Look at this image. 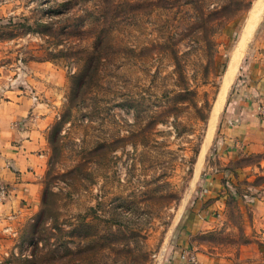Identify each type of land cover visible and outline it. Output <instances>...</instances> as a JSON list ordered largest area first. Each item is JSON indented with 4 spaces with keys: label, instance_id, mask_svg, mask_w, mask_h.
I'll return each instance as SVG.
<instances>
[{
    "label": "rangeland",
    "instance_id": "obj_1",
    "mask_svg": "<svg viewBox=\"0 0 264 264\" xmlns=\"http://www.w3.org/2000/svg\"><path fill=\"white\" fill-rule=\"evenodd\" d=\"M257 1L0 0V264H264V134L230 138L264 71V6L239 47Z\"/></svg>",
    "mask_w": 264,
    "mask_h": 264
},
{
    "label": "crops",
    "instance_id": "obj_2",
    "mask_svg": "<svg viewBox=\"0 0 264 264\" xmlns=\"http://www.w3.org/2000/svg\"><path fill=\"white\" fill-rule=\"evenodd\" d=\"M264 54V52H263ZM264 59V57H262ZM248 81H249V84H250V87H256V90H255V95L256 97L261 98V93H262V90H261V86L264 84V71L259 74V76L257 77H253V76H250L248 78ZM248 86H246L247 90L250 88ZM250 90V89H249ZM246 92V91H245ZM245 95H249V101H246L245 103H247L248 105V109H249V112H242L241 113V118H240V122L237 123V124H233L230 128V130H232V135H231V140L233 141L234 138L236 137H252L253 135L255 136H259V134H264V120L263 118H261L259 115H257L256 113H254L255 111V108L259 105V100L258 98H255L253 96V92H246ZM254 99V100H252ZM253 109V112L251 111ZM245 114L249 115L250 117H247ZM252 115V116H251ZM245 117L248 119L249 118V121L245 120ZM263 135H260V137H262ZM230 140V139H229ZM230 140V141H231ZM229 144H232L231 142H229ZM23 146H25V148H23ZM21 152H19L20 154L22 152L26 153V154H29L31 155V152H29V139L28 138H25V140L23 141L22 145H21ZM31 157H29V160L27 162H24L22 163L21 166L24 167V169H26V173L25 175L22 177L23 178V183L26 184V187H25V194L24 195H28L29 193H32L34 188H36V183L32 180V178H30V173H31V170H29L30 168H28L29 166H31ZM18 193H22V191L20 189H18ZM10 200L6 201V204H10ZM186 246V245H184ZM193 248V247H192ZM196 252V251H195ZM196 255H197V252H196ZM197 258H198V255H197Z\"/></svg>",
    "mask_w": 264,
    "mask_h": 264
},
{
    "label": "bare ground",
    "instance_id": "obj_3",
    "mask_svg": "<svg viewBox=\"0 0 264 264\" xmlns=\"http://www.w3.org/2000/svg\"><path fill=\"white\" fill-rule=\"evenodd\" d=\"M263 6H264V0H258L257 3L252 6V8H251L252 12H251V14H249V17H248L249 19L246 20L244 27H243L244 31H243V36L240 39L241 41L239 43V47L243 46V44L246 40L245 37L252 30ZM239 52L241 53V51H236L232 55V58H231L230 64H229V68H228V73L225 75V81L226 82H230L232 79L233 72L236 69L238 55H240ZM224 91H225V89L222 87L220 95H219L218 99H216L217 101L215 103V109L219 106L220 102L222 101L223 96H224Z\"/></svg>",
    "mask_w": 264,
    "mask_h": 264
},
{
    "label": "trees",
    "instance_id": "obj_4",
    "mask_svg": "<svg viewBox=\"0 0 264 264\" xmlns=\"http://www.w3.org/2000/svg\"><path fill=\"white\" fill-rule=\"evenodd\" d=\"M55 5L57 6V8L53 10L54 13L58 14V13H62L64 11V10H60V8H58V6L59 5H62V3L55 2ZM65 10H66L65 12H68L69 11L68 8L65 9ZM51 23L52 22L49 21L48 22V25H51ZM16 25L17 24L12 19H10L9 22H8V24L7 25H4L5 31L4 30L2 31L3 32L2 33L3 35H1V36H3L2 38L9 37L10 36L9 34H11V32H13V30L16 29L15 28ZM48 28H50V29H44V28L43 29H41V28L34 29L33 27H31L30 25L27 24V27L23 31L26 32L27 30L28 31L30 30V31H35V32L40 33V34H47L49 36H53L54 37V33H53L54 31H52L51 27H48ZM90 52H94V51L91 50ZM98 55H99V53H98ZM84 60L87 61L88 59H84ZM99 60H100V58H98L97 64L99 63ZM89 63H91V65H92V60H90ZM97 64H96V67H94V72H92V74H90L89 77H88V78L91 79L89 82H93V80H94V77L93 76H95V74H97ZM86 67H87V65L85 66V69H86ZM87 72H89V69H88V71L86 70V72L84 73V75H86ZM81 82H83V79H81ZM72 101H73V97L69 98V103L72 104V105H74V103Z\"/></svg>",
    "mask_w": 264,
    "mask_h": 264
},
{
    "label": "built area",
    "instance_id": "obj_5",
    "mask_svg": "<svg viewBox=\"0 0 264 264\" xmlns=\"http://www.w3.org/2000/svg\"><path fill=\"white\" fill-rule=\"evenodd\" d=\"M179 255L182 261L186 264H198L196 252L192 247L183 246Z\"/></svg>",
    "mask_w": 264,
    "mask_h": 264
}]
</instances>
